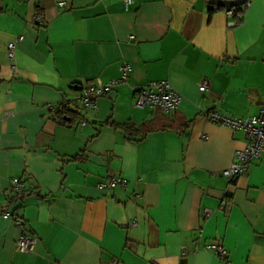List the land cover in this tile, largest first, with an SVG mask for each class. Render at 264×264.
Wrapping results in <instances>:
<instances>
[{
	"label": "crops",
	"instance_id": "1",
	"mask_svg": "<svg viewBox=\"0 0 264 264\" xmlns=\"http://www.w3.org/2000/svg\"><path fill=\"white\" fill-rule=\"evenodd\" d=\"M208 2L0 0V264H264V160L228 183L219 173L245 133L203 115L243 118L264 107V0H247L232 26ZM19 35L9 61L6 46ZM123 65L127 85L60 122L56 107L80 91L72 86L119 78ZM154 81L181 96L173 115L133 107L131 86ZM143 123L158 128L140 137L112 126ZM108 176L126 189L97 190ZM13 179L24 196L16 216L37 240L26 254L2 217Z\"/></svg>",
	"mask_w": 264,
	"mask_h": 264
},
{
	"label": "built area",
	"instance_id": "2",
	"mask_svg": "<svg viewBox=\"0 0 264 264\" xmlns=\"http://www.w3.org/2000/svg\"><path fill=\"white\" fill-rule=\"evenodd\" d=\"M134 1L136 0H124L126 5L132 4ZM58 7H65V3H58ZM240 7L241 12H243L248 9L249 3L245 2ZM225 12L228 16L234 17L236 15V10L234 8L227 9ZM33 24L35 27H42L44 25V16L40 11L35 12ZM234 24L235 23H230L231 26ZM22 39L23 36L19 35L7 44L6 53L9 61H14L16 45L20 43ZM13 69H15V66H13ZM120 70L121 76L119 78L111 79L100 85L87 84L81 87L78 94L64 105L78 112L94 109L96 107L95 101L97 98L111 94L118 86L127 85L126 82L130 67L128 65H123ZM208 89V81L202 80L198 87L199 92L203 94L207 92ZM131 90L133 93L132 101L134 108L148 109L152 113H160L165 116L173 115L178 109L181 101V96L178 95L166 81H154L143 86H131ZM56 108L50 107L51 110H55ZM203 115L209 123L226 126L245 133L246 143L244 147L236 151L230 166L219 173L228 183L244 175L251 163L261 159L264 160V107L260 108L255 115L243 118L227 117L213 110H205L203 111ZM80 124L84 125L85 121L81 120ZM11 184V193H20L22 191L23 186L17 179H13ZM127 184L128 182L121 177L108 176L104 181L97 183L96 189L108 193L116 188L126 189ZM203 214L204 217L207 218L210 211L205 210ZM2 217L13 223L20 233L16 241V252L26 254L34 251L37 240L28 233L23 218L16 217L9 212H3ZM205 249L213 252L214 255L220 259H227V251L221 245H207ZM112 263L118 264L116 260H113ZM226 264L228 263L226 262Z\"/></svg>",
	"mask_w": 264,
	"mask_h": 264
},
{
	"label": "trees",
	"instance_id": "3",
	"mask_svg": "<svg viewBox=\"0 0 264 264\" xmlns=\"http://www.w3.org/2000/svg\"><path fill=\"white\" fill-rule=\"evenodd\" d=\"M209 8L211 9L212 7H209ZM216 8L218 10H221V11L227 10V9L221 8V7H216ZM233 8L236 10V15L234 16V18L236 20L235 25H238L242 21L241 7L237 6V7H233ZM55 113L57 116H59L60 122L62 124L69 123L68 119L70 120V123H72L78 118V116L80 117V115H79L80 113L78 111L72 110V109L68 108L66 105H61L60 108L55 110ZM112 126L121 129L125 133H128V135L130 133H135V134L139 135L140 137H143L147 133H149L150 131L154 130L155 128H158V126L156 127V125L153 123H143L142 125H140L138 128H135V129L128 124H125V125H116L115 124ZM23 200H24L23 190L20 193H11V195L9 196V199H8L7 206H5V208H1V210L3 212L6 210H11V214L16 216L17 210L21 207V203ZM12 207H13V209H12ZM16 217H19V216H16Z\"/></svg>",
	"mask_w": 264,
	"mask_h": 264
},
{
	"label": "water",
	"instance_id": "4",
	"mask_svg": "<svg viewBox=\"0 0 264 264\" xmlns=\"http://www.w3.org/2000/svg\"><path fill=\"white\" fill-rule=\"evenodd\" d=\"M247 0H209V4L211 6L215 7H221L225 9H230L233 7L241 6L243 5ZM74 90H80V87L72 86L71 87Z\"/></svg>",
	"mask_w": 264,
	"mask_h": 264
}]
</instances>
